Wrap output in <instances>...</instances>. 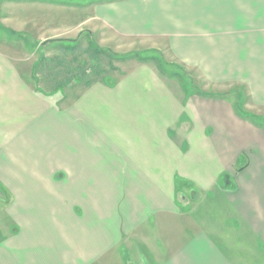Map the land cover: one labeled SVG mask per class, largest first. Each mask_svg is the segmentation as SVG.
<instances>
[{
	"label": "crops",
	"instance_id": "1",
	"mask_svg": "<svg viewBox=\"0 0 264 264\" xmlns=\"http://www.w3.org/2000/svg\"><path fill=\"white\" fill-rule=\"evenodd\" d=\"M94 12L160 43L121 70L92 29L89 59L76 38L31 43L0 23L14 36L0 35V264H264V124L196 82L245 86L264 118V0Z\"/></svg>",
	"mask_w": 264,
	"mask_h": 264
},
{
	"label": "rangeland",
	"instance_id": "2",
	"mask_svg": "<svg viewBox=\"0 0 264 264\" xmlns=\"http://www.w3.org/2000/svg\"><path fill=\"white\" fill-rule=\"evenodd\" d=\"M109 0H0V23L6 24L7 26L15 30H29L30 34H26L33 38L30 40L31 43H36V41H47L56 40L60 37L68 40L76 38L78 40L77 45L82 46V52L84 46L87 49L88 44L91 41L89 38L88 31L91 29L94 31L93 42L101 46L102 49H109L105 47L114 48L115 56L114 64L120 65L121 70H127L133 66L130 61L124 60L125 57H130L128 53L135 50H141L143 48L154 47L153 43H160L159 39L148 38V37H137V36H122L119 33L112 31L107 28L105 23L101 22L96 18L92 21L94 6L98 2H105ZM39 24V25H38ZM40 27H42L40 29ZM55 28H62L63 31H57ZM3 31V30H2ZM81 31V32H80ZM81 33V36L79 35ZM11 33L0 32V35H5L7 39H12ZM13 40H16L13 38ZM163 40V49L166 51V57L172 58L171 53L165 47L166 42ZM162 42V41H161ZM93 47V46H91ZM77 51V50H76ZM80 51V49H79ZM164 51V52H165ZM19 56L23 57L21 51H17ZM83 54V53H81ZM90 59L89 54L86 52L83 57ZM35 57V56H34ZM103 59L102 63L96 59L94 63H89V66L97 65L99 70L94 71L89 76L94 78H102L107 72V68L110 67L109 60H111L107 55L101 56ZM132 59V57H130ZM164 64H162L163 66ZM102 66V67H101ZM117 68V67H116ZM77 72V71H76ZM63 74H60L61 77ZM88 75V74H87ZM196 75V74H195ZM197 76V75H196ZM56 81V80H55ZM55 81H51V84H55ZM58 81V80H57ZM196 82L199 86L215 92H227V96L232 101H237L240 99L239 93L235 91L234 83H214L211 81H203L201 78L197 79ZM184 85L187 84V88L192 89V84L190 80L186 79L183 81ZM245 93V92H244ZM238 96V97H237ZM246 96H242V105L245 102ZM250 103V98L247 99ZM246 108V107H245ZM258 110V109H257ZM264 112V110H263ZM257 121L264 124V118L258 117Z\"/></svg>",
	"mask_w": 264,
	"mask_h": 264
},
{
	"label": "trees",
	"instance_id": "3",
	"mask_svg": "<svg viewBox=\"0 0 264 264\" xmlns=\"http://www.w3.org/2000/svg\"><path fill=\"white\" fill-rule=\"evenodd\" d=\"M236 92H237V94L239 93V94H242L244 97L246 96V98H245V102H244V104L242 105V103H240L241 101H240V99L242 98V97H240V99L238 98V101L236 102V109H237V111H239V113L241 114V115H243V116H245V117H247V118H249V119H253V120H255V119H257L258 117H259V115L257 114V113H255L254 111H250L249 109H247V108H245V103H246V101H247V99L248 98H250L248 95H247V89H246V87L244 86V87H237L236 88V90H235ZM245 92V93H244ZM205 94H208V95H210V96H213V97H226L227 96V94H229L230 92H215V91H210V92H204ZM239 96V95H238ZM237 96V97H238ZM245 161H247V159H246V156L245 155H243V156H241L240 158H239V160H238V164L240 165H242ZM241 167L240 166H238V169H240ZM223 179H224V175H223V177L221 178V181L223 182Z\"/></svg>",
	"mask_w": 264,
	"mask_h": 264
}]
</instances>
